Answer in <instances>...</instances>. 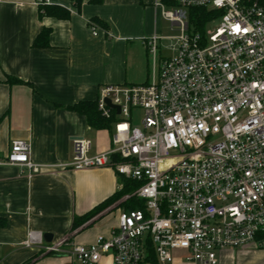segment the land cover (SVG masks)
Returning <instances> with one entry per match:
<instances>
[{"label":"built area","instance_id":"2783aa9c","mask_svg":"<svg viewBox=\"0 0 264 264\" xmlns=\"http://www.w3.org/2000/svg\"><path fill=\"white\" fill-rule=\"evenodd\" d=\"M172 2L155 4L179 33L146 41L152 80L98 89V111L113 118L110 148L90 155V140L73 138L63 165L113 168L137 183L122 200L135 198L142 207L120 209L111 235L91 244H70L69 235L44 243L28 229L23 247L71 264H98L104 255L112 264H145L149 243L159 264H174L176 251L182 264H218L228 248L264 250V0ZM191 8L218 11V26L196 30ZM88 25L96 35L97 25ZM163 39L174 41L166 46L172 54L157 57ZM134 110L141 111L140 125ZM31 151L29 140H14L0 165L30 177L45 166L32 161Z\"/></svg>","mask_w":264,"mask_h":264},{"label":"crops","instance_id":"0c3cea01","mask_svg":"<svg viewBox=\"0 0 264 264\" xmlns=\"http://www.w3.org/2000/svg\"><path fill=\"white\" fill-rule=\"evenodd\" d=\"M36 1L0 0V156L12 141L29 140L32 161L45 165L30 177L17 166L0 165V264H71L68 257L23 247L28 229L50 234L51 242L69 235L70 244L111 235L117 203L80 225L74 220L115 193L119 176L111 167L63 166L72 158L73 138L89 139L93 155L110 148L111 129L89 127L84 115L67 107L96 100L104 84L148 82L146 41L174 36L162 33L163 21L170 31L176 28L160 16L158 0H82L78 10L68 0H49L70 12L67 19L39 17ZM93 18L102 23H95L96 35L88 25ZM43 28L48 46L35 47ZM7 76L23 83L10 84ZM263 256L253 246L225 249L218 264H264ZM98 264H112L111 256Z\"/></svg>","mask_w":264,"mask_h":264},{"label":"trees","instance_id":"16d2710c","mask_svg":"<svg viewBox=\"0 0 264 264\" xmlns=\"http://www.w3.org/2000/svg\"><path fill=\"white\" fill-rule=\"evenodd\" d=\"M68 1H70L73 4L76 10L80 8L82 3V0H68ZM162 1L168 5L173 4L172 0H162ZM90 2L98 4L101 2V0H90ZM38 9H39V17L47 15V16H54L56 18L67 19L69 18L70 15V12L68 10L64 9L61 6L50 3L48 4L39 3ZM188 12H189V22L194 25L196 30L201 32L204 31V27L206 23L215 19L216 16L218 15V11L207 8H191L188 10ZM92 22L102 24L101 21L97 18H93ZM48 35H49V30L43 28L35 37L32 45L35 47L48 46ZM7 81L10 84L23 83V81L11 76H7ZM67 108L69 110L84 115L89 127L95 129H111V123L113 118L105 119L101 116L100 112L97 109V99L94 101H79L71 106H68ZM119 183L120 185H122V187L117 191H115V193H113L107 199L99 203L97 206H95L93 209L86 212L82 216L75 217L74 226L82 224L83 222L89 220L91 217H93L103 209L115 203H117V206L123 210H132L136 208H141L142 202L140 200H137L132 197L122 200L124 195L131 193L137 187V183L123 176H119ZM4 223H5L4 219L0 218V227H2ZM143 262L145 264H159L151 243H149L146 248V257L144 258ZM24 264H29V262H26Z\"/></svg>","mask_w":264,"mask_h":264},{"label":"rangeland","instance_id":"374dc122","mask_svg":"<svg viewBox=\"0 0 264 264\" xmlns=\"http://www.w3.org/2000/svg\"><path fill=\"white\" fill-rule=\"evenodd\" d=\"M218 24H219V20L210 21V22L206 23L204 29L205 30H207V29H213V28L217 27ZM161 27H162L161 28V31L164 34L177 35L179 33L178 28H175L174 30L170 31L169 30V25L165 21H163L161 23ZM172 42H174V41H172V40H166V39L161 40L158 43L157 57H159V56H169L170 54H172V51H170L168 49V47H166V46H169L170 44H172ZM147 63H148V76L146 75L145 78L143 79V81H145L146 79H148L149 81L152 80V62H151V57L148 54V52H147ZM138 83L139 82L132 83V84H138ZM139 84H141V83H139ZM133 116H134V123L136 125H140L141 111L140 110H134L133 111ZM121 187H122V185L119 186V189ZM114 207H116V206H114ZM118 209L120 210L121 208H118ZM228 249H235V248H228ZM174 254H175V257H176V261H178L180 259V256H181L182 253L179 252V251H176ZM255 257H259V256H255Z\"/></svg>","mask_w":264,"mask_h":264},{"label":"water","instance_id":"95a60500","mask_svg":"<svg viewBox=\"0 0 264 264\" xmlns=\"http://www.w3.org/2000/svg\"><path fill=\"white\" fill-rule=\"evenodd\" d=\"M105 102H106V104L110 108H114L116 110V112L119 113V107L118 106L111 104V102L109 101V99H106ZM42 236H43L44 241H46L47 243H50L51 242V238L52 237H51L50 234L45 233Z\"/></svg>","mask_w":264,"mask_h":264}]
</instances>
